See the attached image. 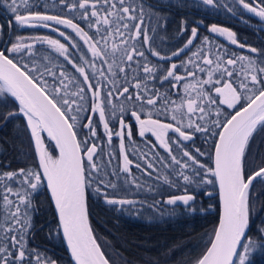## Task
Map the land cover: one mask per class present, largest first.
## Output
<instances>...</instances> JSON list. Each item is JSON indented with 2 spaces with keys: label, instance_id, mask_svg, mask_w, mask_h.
I'll list each match as a JSON object with an SVG mask.
<instances>
[{
  "label": "snow or ice",
  "instance_id": "1",
  "mask_svg": "<svg viewBox=\"0 0 264 264\" xmlns=\"http://www.w3.org/2000/svg\"><path fill=\"white\" fill-rule=\"evenodd\" d=\"M59 2L69 11L82 10L81 18L89 29L95 28V32L90 34L89 31L68 18L41 14L39 11L33 12L28 7V0H19V2L18 0H10V2L3 0L4 6L14 16L15 24L21 28L50 27L48 21L71 28L87 45L92 59L89 60L87 55H82L77 63L70 57L69 49L64 43L48 37L36 38L51 45L63 56L75 72L83 78L80 80L75 76L70 77L63 69L57 75L46 65L41 71L39 67L30 69L28 63L21 64L14 60L9 54L23 56L32 52L33 45L24 43L23 38L18 37L17 42L11 43V47L0 50V93L4 94V98L0 99V105H12L13 108L3 116V119L7 122L20 114L26 117L27 128L31 131V136L35 140L36 152L39 155L38 171L20 169L18 172H6L0 174V180L6 178L19 181L23 177L20 182L32 190L38 189L46 180L47 189L50 190L55 203L63 235L75 264H111L89 228L85 203L86 190L91 188L97 196L103 195L105 202L109 205L123 207L136 204L134 200L116 198L108 192L109 188L113 190L117 188L111 176L122 178L125 183H131L133 187H142L138 178L132 175L130 167L132 161L126 153L124 143L126 129L128 140L133 138L131 128L121 115L119 117L120 130L114 132L107 118L108 112L115 116L116 101H122L119 105V111L122 114L127 110L125 105L131 102L133 107L130 118H134L139 125V135L144 137L145 133L150 132L155 137L152 148L155 149L156 142H158L159 148L168 153L172 163L178 166V170L173 169L178 178L186 184L193 183L184 170L195 169L198 165L200 169H205L207 174L202 180L203 183H213L208 179V176H212L219 185L221 201L219 225L214 229V235L208 242L206 250L195 260L194 264H248L249 254L252 251L264 250V227L257 229L258 234L255 239L247 235L250 220L259 210L264 209V201L260 202L257 208V201L260 195L264 194V166L257 165L256 155L252 150V140L256 132L264 131V64L257 66L255 60L240 56L239 60L247 61V65L242 66V69L246 67L247 71L238 72L235 69L237 59L222 60L217 56L213 69L211 68L213 65L211 53L206 54L203 49L193 53L202 60V63H194L193 67L200 73L207 71L208 79L201 80L196 77L195 73L188 70L187 75L193 77L199 85L197 95L195 98H187V113L180 111L182 106L172 111L171 119L176 122L175 124L162 123L158 119L151 118L152 109L162 103L165 114H168L167 94L161 95L158 90L151 91L147 87L142 88L141 83L137 82L134 87L138 91L133 96L131 89L127 86V80L123 84L119 83L118 73H124L127 77L128 69L134 61L137 70L142 68L145 74L144 79L157 78L156 69L147 62L145 52L137 48L136 44L129 45L128 40L140 42L142 38L141 48L147 46L153 57L166 58L153 46L152 38L144 28L143 8L140 9V23H129L137 19L136 8L134 4L126 3V0H75L74 3L59 0ZM203 3L215 7L217 0H203ZM238 4L247 12L254 13L264 20V0H238ZM21 7L28 12L27 15L20 14ZM101 13H103V19H101ZM9 24L11 25V18H9ZM164 27L166 29V24ZM133 29H135L134 34ZM53 30L59 31L58 29ZM182 31H186V25ZM210 31L225 33L231 43H238L234 34L227 29L213 25ZM59 35L69 41L72 48L79 47L78 44L71 42L65 32L59 31ZM117 36L121 38L122 45H114L109 51V38ZM196 37L197 28L193 27L191 37L184 47L193 45ZM101 41L104 43L101 44ZM239 46L245 47L243 44ZM183 50L173 51L172 56H179ZM250 51L256 53L258 50L251 48ZM29 58L31 59V56ZM137 58H143L145 62L141 64ZM109 60L111 61L108 63L109 73H105L102 68L97 69V61L106 63ZM221 64H223L222 70ZM114 66L118 67V72L115 71ZM177 68L178 65L173 63L167 69V74L159 77L161 83L168 81L172 88H178L185 77L177 74ZM89 70H91V75H89ZM216 74L226 76V79L213 80ZM46 76L52 77L51 84L45 78ZM206 85H211V87L205 90ZM212 91L215 92V96L211 94ZM137 102L142 110L145 105L148 106L147 119H142L145 113L136 110ZM212 105H216V119L212 123L219 129V139L214 141L215 167L205 168V165L189 151H183V157L187 160L178 158L173 152L172 145H179L181 141L192 139V134L184 130V119L189 121L188 128H194L196 132L207 133L209 128L201 122L205 120V117H211ZM221 105H226L234 112V114L228 113L223 121L219 119L223 114L220 110ZM89 108L92 114L84 116L83 119L87 123L81 124L80 113L88 111ZM97 112L98 123L95 119ZM194 116L196 117L195 122L192 120ZM100 125L103 126L108 136L109 144L112 143L113 136L120 139V156L123 158V163L110 174L100 167L99 157L96 155V143L89 146V140L97 137ZM77 127L81 130L87 129L86 138L83 141L78 139L80 133L76 131ZM41 132H47L48 137L55 141V146L59 149L58 157L54 158L44 149ZM169 132L178 133V138H168ZM153 154L157 155L155 151ZM200 154L203 155V153ZM85 157L87 164L84 162ZM111 159L112 156L109 154V160ZM161 162L164 163V160L162 159ZM261 165H264V160L261 161ZM164 166L168 165L164 163ZM136 167L139 169L141 166L137 164ZM149 170L155 171L151 161L147 163V168L142 170L144 175L151 177L152 171ZM196 175H199L198 171ZM105 176H109V179L105 180ZM257 185L260 186L259 192L256 191ZM5 187L6 194L2 199L8 211L5 214V222L0 224V264H32V256H26V235L31 224L27 219V212H21L20 207L21 204H25V208L30 206V201L26 203L28 194L19 191L14 193L12 187ZM10 195H15L19 203L14 204L9 198ZM195 195L196 193L171 195L165 202L174 206L182 202L186 207H191L190 202L195 200ZM242 238L247 242H243ZM238 245L242 251H238ZM36 264H40L39 255L36 257Z\"/></svg>",
  "mask_w": 264,
  "mask_h": 264
},
{
  "label": "trees",
  "instance_id": "2",
  "mask_svg": "<svg viewBox=\"0 0 264 264\" xmlns=\"http://www.w3.org/2000/svg\"><path fill=\"white\" fill-rule=\"evenodd\" d=\"M10 2V0H8ZM19 2V0H18ZM74 3L75 0H67ZM126 3L134 4L136 8L137 19L129 21V23H140V9L143 8V25L147 29L148 35L152 38L153 46L161 53V55H169L173 51L178 50L187 39L190 38L192 28L196 27L199 34L193 46L184 55L174 61L160 62L153 59L149 55L147 46L141 48L142 38L140 42L128 40L129 45L136 44L137 48L145 52L147 62L156 69V79H144V73L141 69H136V62L128 69V75L118 73L119 83L123 84L127 80V86L131 89L134 96L138 91L134 85L141 83V87H147L151 91H157L161 95H168L169 103L167 105V113L163 104H158L152 109L153 119L161 122L173 123L171 119L172 111L180 107V111L187 113V98H195L199 85L193 77L188 76V70L195 73L199 79H208L207 71L200 73L198 69L193 67L194 63H202L198 56L193 53L203 49L206 54L211 53L213 65L215 68L216 58L222 60L228 58L237 59L235 69L238 72L247 71V61H241L240 56L249 57L257 62V66L264 64V21H258L255 17L243 9L238 4V0H217L215 7L208 6L203 0H126ZM28 7L33 12L39 11L41 14L58 15L62 18H68L73 23L79 24L90 34L95 32V28L89 29L86 22L81 18V11L73 9L69 11L60 4L59 0H28ZM91 10V9H90ZM20 14L27 15L28 12L21 7ZM11 18V25L8 23ZM103 19V13H101ZM50 27H19L15 24V18L10 11L4 6L3 0H0V50L11 47V43L17 42V38H23V42L37 37H48L56 39L64 43L69 49V55L75 62L80 61V56L88 54V47L76 35V33L65 25H57L53 21L47 22ZM201 23L204 29L196 26ZM166 24V29H165ZM186 25V31L182 29ZM213 25L221 26L228 29L234 34L238 43L248 48H255L256 53H248L237 50L225 45L217 38L211 36L207 32V28ZM65 32L71 42L79 45L78 48H72L69 41L59 35V31ZM133 34L135 29L132 30ZM99 39V37H97ZM40 41V40H38ZM104 42L101 41V44ZM121 46L120 37H112L108 40V49L112 46ZM131 50V48H129ZM151 54V53H150ZM14 60L21 64L28 63L29 68L39 67L43 71L46 65L57 75L61 69L65 70L68 75L83 78L76 73L70 64L61 56L51 45L42 42L32 47L30 54H9ZM31 56V59L29 58ZM126 59V58H125ZM141 64L145 61L143 58H137ZM110 62H106L107 64ZM175 63L178 65L177 74L184 76L185 79L180 82L178 88H172L168 81L161 83L159 77L167 74V69ZM245 63V64H244ZM104 63L96 62V67H103ZM208 68L209 66H205ZM230 67V66H229ZM233 67V66H231ZM223 64H221V70ZM118 72V67H115ZM90 72V71H89ZM89 75H91L89 73ZM49 84L52 83V77H45ZM171 79V78H170ZM215 79H226V76L219 74L214 75ZM67 83V80L65 81ZM175 82V81H172ZM222 86V85H218ZM205 90L211 85L204 86ZM215 96V92L211 93ZM4 98V94L0 93V99ZM122 101H116L117 109L115 116L108 112L107 118L110 128L115 131L120 130L119 117L123 115L125 123L133 132L132 140L126 137L125 130L124 143L126 153L132 161V175L138 178L142 187H133L131 183H125V180L115 176L110 178L117 184L115 190L109 188V195L116 198H127L136 201L134 206L126 205H109L105 202L103 195L97 196L91 188L86 190V205L88 220L93 236L102 252L110 260L111 264H194L195 260L206 250L208 242L214 235V229L217 227L218 221V200L216 188L212 176L208 179L213 183H203V178L207 175L205 169H200L198 165L195 169H185V174L189 175L193 183L186 184L182 179L178 178L173 169L178 170V166L174 165L168 153L159 148L158 142L155 149L152 148V142L155 140L150 137H138V125L134 118H130L132 103L125 105L126 111L122 114L119 111V105ZM87 107V106H86ZM184 108V109H183ZM12 105H0V174L6 172H18L20 169L38 171L37 160L34 148L31 142L30 134L26 125V121L22 114L4 121L3 116L12 111ZM136 110L145 113L142 117L148 118V106L142 110L139 102L136 103ZM222 115L219 117L221 121L225 119L228 113H234L232 109H228L226 105H221ZM216 105H212L211 117H205L201 123L209 128L207 133L196 132L194 128H188L189 121L184 119V130L186 133L192 134L189 141H181L179 145L173 144V152L183 157V151H189L190 154L196 156L205 168L212 167V151L214 141L216 140L219 129L212 123L216 119ZM90 108L88 111L80 113V123H87L83 119L86 115H91ZM198 115V113H197ZM95 119L98 123V112ZM195 122L196 117H192ZM76 131L80 133L78 139L83 141L86 138L87 129L81 130L77 127ZM168 138L177 139L178 133L169 132ZM42 140L48 152L57 157V152L53 144L42 136ZM92 143L97 145V156L101 169L107 173H112L119 166H122V157L120 156V139L113 136L112 143L109 144L108 136L103 126L98 127V135L89 140V146ZM152 149V150H150ZM199 149V152H197ZM252 150L256 155L257 165H261L264 160V131H257L252 140ZM157 155H154L153 152ZM200 153H203L201 155ZM109 154L112 159L109 160ZM159 156V158H158ZM143 157V159L141 158ZM153 161L155 171H152L151 177L143 174V169L147 168V163ZM164 160L168 166L165 167L161 160ZM87 164V161H84ZM191 163V162H189ZM141 167L138 169L136 165ZM199 175H196V172ZM103 174V172L101 173ZM124 175V174H121ZM23 177L20 180H0V224L5 222V214L8 209L2 197L6 194V187H12L13 192L27 193L26 203L30 201V206L25 208V204H21V212H27V219L31 227L26 235V256H32V264H36V257L39 255L40 262L44 264H71L62 240L60 238L57 221L53 212L51 202L46 192L44 183L36 190L30 189L27 185L22 184ZM109 176H105V180ZM167 180V182H165ZM256 191H260V186H256ZM195 200L190 202L191 207L182 206V204L168 205L165 201L171 195L193 194ZM14 204L19 203L15 195L9 197ZM264 201V194H261L257 201V208L260 202ZM14 210V207H13ZM264 209H261L250 220V227L247 235L255 239L257 229L264 227ZM243 242H247L244 240ZM242 248L240 247V250ZM238 259V258H237ZM248 264H264V250H255L249 254Z\"/></svg>",
  "mask_w": 264,
  "mask_h": 264
},
{
  "label": "water",
  "instance_id": "3",
  "mask_svg": "<svg viewBox=\"0 0 264 264\" xmlns=\"http://www.w3.org/2000/svg\"><path fill=\"white\" fill-rule=\"evenodd\" d=\"M197 25L200 26V27L202 26L201 23H197ZM216 26H217V25H216ZM211 27H212V26H210V27L207 28V32H208L211 36H213V37L217 38L218 40H220L221 42H223L225 45H227V46H229V47H231V48L237 49V50H241V51L248 52V53H253V52L250 51L251 48H248V47H246V46L242 48V47L239 46L240 43H237V44H233V43H231V40L228 38V36H227L225 33H221V32H215V33H213V32H211V31H210ZM217 27H218V28H223V27H221V26H217ZM224 29H226V28H224ZM227 30H228V29H227ZM228 31H229V30H228ZM185 44H186V43H185ZM185 44H184L182 47L179 48V49H184L183 52H181V54H180L179 56H172V53H171V54H169V55H165V57H166L165 59H159V58H157V57H153V56H152V58L155 59V60H157V61H160V62L175 60V59L181 57L182 55H184V54L188 51V49L192 46V45H190L189 47L185 48V47H184ZM179 49H178V50H179ZM176 51H177V50H176ZM162 56H163V55H162ZM233 114H234V113H233ZM23 117H24V116H23ZM24 119H25V121H26V125H27V119H26V117H24ZM28 131H29V134H30L31 142H32V145H33V148H34V152H35V156H36V160H37V165H38V169H39V155H38V153L36 152L35 140H34V139L32 138V136H31V131H30V129H28ZM40 136H41V139H42V136H43V137H45L47 140H49V141L53 144V146L55 147V150H56V152H57V157H58V156H59V149L56 148V146H55V141L51 140V139L48 137L47 132H41V135H40ZM218 139H219V136H218V134H217L216 140H218ZM216 140H215V141H216ZM214 154H215V143H214L213 151H212V168L215 167V165H214ZM213 179H214V184H215V188H216V195H217V200H218V221H217V227H218V225H219V220H220V215H221V201H220V196H219V185H218V183L215 182V177H213ZM43 183H44V186H45L46 192H47V194H48L49 200H50L51 205H52V208H53V212H54V215H55V218H56V221H57L58 232H59L60 238H61V240H62V243H63L64 249H65V251H66V254H67V256H68V258H69L71 264H75V261H74V259H73L72 256H71V250L68 248L67 240L65 239V237H64V235H63V228H62V226L60 225L59 216H58L57 210H56V208H55V203H54V201L52 200V197H51V193H50V191L47 189V184H46V182L43 181ZM85 203H86V201H85ZM179 203L183 204L182 202H179ZM86 212H87V205H86ZM87 215H88V213H87ZM88 225H89V228H90L89 220H88ZM90 230H91V228H90ZM91 232H92V230H91ZM92 235H93V233H92ZM93 237H94V236H93ZM94 239H95V238H94ZM242 240H243V238H242ZM243 241H244V240H243ZM239 250H240V246L238 245V251H239Z\"/></svg>",
  "mask_w": 264,
  "mask_h": 264
},
{
  "label": "flooded vegetation",
  "instance_id": "4",
  "mask_svg": "<svg viewBox=\"0 0 264 264\" xmlns=\"http://www.w3.org/2000/svg\"><path fill=\"white\" fill-rule=\"evenodd\" d=\"M249 13H250V12H249ZM250 14H252V15L255 17L256 20H258V21H264V20H262L260 17L256 16L254 13H250ZM8 23H9V22H8ZM196 26H197V27H200V26L197 25V23H196ZM200 28H201V29H204L203 26H201ZM198 34H199V31H197V36H198ZM190 37H191V36H190ZM196 39H197V37H196ZM196 39L194 40V43H195ZM187 40H188V39H187ZM187 40H186V42H187ZM186 42H185V43H186ZM185 43H184V44H185ZM194 43H193V44H194ZM184 44H183V45H184ZM183 45H182V46H183ZM182 46H181V47H182ZM192 46H193V45H192ZM192 46H191V47H192ZM191 47H190V48H191ZM190 48H189L188 50H190ZM149 55L152 57V55H151L150 53H149ZM179 58H180V57H179ZM177 59H178V58H177ZM175 60H176V59H175ZM172 61H174V60H172ZM142 119H147V118H146V117H145V118L142 117ZM162 123H166V122H162ZM137 125H138V124H137ZM126 137H127V134H126ZM138 137H139L140 139L143 138V137H141V136L139 135V125H138ZM144 137H150L151 139L155 140V137L152 136V134H151L150 132L145 133V136H144ZM150 161L153 163V161H152L151 159H150ZM122 163H123V158H122ZM178 204H181V203L178 202ZM182 206H185V205L182 204Z\"/></svg>",
  "mask_w": 264,
  "mask_h": 264
},
{
  "label": "rangeland",
  "instance_id": "5",
  "mask_svg": "<svg viewBox=\"0 0 264 264\" xmlns=\"http://www.w3.org/2000/svg\"><path fill=\"white\" fill-rule=\"evenodd\" d=\"M26 44H32L33 46H35V45H37V44H42V42L41 41H38V40H34V39H31V40H29ZM115 46H117V44L115 45ZM113 47V46H112ZM88 54H90V57L88 58L89 60H91L92 59V57H91V53L88 51ZM81 57V56H80ZM111 62V61H110ZM109 62V63H110ZM245 64V63H244ZM247 65V64H246ZM231 67V66H230ZM103 69V71H105V73H109V69H108V64L107 63H104V65H103V67H100L99 69ZM114 69H115V66H114ZM90 72V74H91V70H89ZM184 109V108H183ZM186 111H187V105H186V109H185ZM186 124V123H185ZM184 124V121H183V125H185ZM43 147H44V149L46 150V147H45V145L43 144ZM47 152H48V150H46ZM49 153V152H48ZM50 154V153H49ZM51 155V154H50ZM55 158V157H54ZM85 160H86V157H85ZM87 161V160H86ZM40 264H44V263H41L40 262Z\"/></svg>",
  "mask_w": 264,
  "mask_h": 264
},
{
  "label": "bare ground",
  "instance_id": "6",
  "mask_svg": "<svg viewBox=\"0 0 264 264\" xmlns=\"http://www.w3.org/2000/svg\"><path fill=\"white\" fill-rule=\"evenodd\" d=\"M40 135H41V133H40ZM47 150V149H46ZM45 182H46V180H45ZM46 184H47V182H46ZM50 191V190H49Z\"/></svg>",
  "mask_w": 264,
  "mask_h": 264
}]
</instances>
